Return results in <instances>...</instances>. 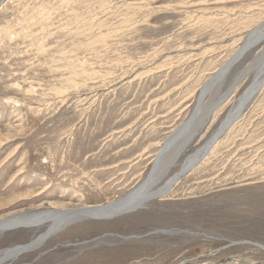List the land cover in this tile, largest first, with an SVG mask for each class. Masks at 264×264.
<instances>
[{"label":"rangeland","instance_id":"1","mask_svg":"<svg viewBox=\"0 0 264 264\" xmlns=\"http://www.w3.org/2000/svg\"><path fill=\"white\" fill-rule=\"evenodd\" d=\"M263 26L264 0H0V217L125 196ZM254 47L206 96L223 102L179 164L254 80ZM33 237L6 232L0 250ZM10 264H264V88L168 196L73 221Z\"/></svg>","mask_w":264,"mask_h":264},{"label":"bare ground","instance_id":"2","mask_svg":"<svg viewBox=\"0 0 264 264\" xmlns=\"http://www.w3.org/2000/svg\"><path fill=\"white\" fill-rule=\"evenodd\" d=\"M263 41L264 26L250 36L231 62H236V60L242 56V53L250 46L255 45L256 47ZM262 71L263 69L261 68L257 70L254 80L228 112L217 132L206 141L202 147L198 148L179 164L182 155L191 144L190 141L198 136L200 131L205 128L204 123L209 122L213 115L212 114L208 120L209 112L214 107L215 103L210 102V104L204 107V101L210 91H212L215 85L221 80L222 76L212 82L209 80L207 82L208 84L206 83L203 86L198 104L194 110L197 115V120L190 121L186 126L182 127L183 123L173 131L162 145V149L157 155L153 167L145 180L122 198L107 205L96 206L72 203H49V207L47 208L44 206L28 208L0 217V236L6 232L19 229L27 230L34 234L33 239L26 244L0 250V264H10L23 254L37 251L51 235L64 229L73 221L78 219H93L99 221L112 220L119 216L136 212L139 209L147 207L153 201L168 196V193L172 190L174 185L186 174L193 171L207 156V153L218 141L216 138L220 135L221 131H223L226 126L229 129L230 125L241 116L236 118L240 108L249 102L257 91ZM208 146H211V148L207 151ZM176 166H179V170L173 173Z\"/></svg>","mask_w":264,"mask_h":264},{"label":"water","instance_id":"3","mask_svg":"<svg viewBox=\"0 0 264 264\" xmlns=\"http://www.w3.org/2000/svg\"><path fill=\"white\" fill-rule=\"evenodd\" d=\"M255 45H252V46H250L249 48H247L243 53H242V56L240 57V58H238V60H236V62H234V63H230V64H227L224 68H222L220 71H218L217 72V74L210 80V82H212V81H214V80H216L218 77H220V76H222L221 77V79L229 72V70L244 56V54L247 52V51H249L251 48H253ZM263 57V56H262ZM261 69H263V71H262V74H261V80H260V83H259V86H258V88H257V91L255 92V94L252 96V98L249 100V102L259 93V91L261 90V89H263L264 88V62L262 63V66L260 67ZM208 84V83H207ZM223 102V100L222 101H219L218 103H216L215 105H214V107L211 109V111L209 112V115H208V120H209V118H210V116L213 114V112L215 111V109L221 104ZM249 102H247L244 106H242L241 108H240V110H239V112H238V114H237V116H236V118L238 117V116H240L242 113H243V111H244V109L246 108V106L248 105V103ZM235 118V119H236ZM194 120H197V115H196V112L195 111H193V113L190 115V117L187 119V121H185L184 122V124H183V126L182 127H184V126H186L190 121H194ZM207 120V121H208ZM234 121V120H233ZM205 125L207 124V122H205L204 123ZM204 125V126H205ZM227 126L224 128V130L223 131H221V133H220V135L219 136H217V138L216 139H219L226 131H227ZM195 139V138H194ZM193 140H191L190 141V143L192 142ZM216 141V140H215ZM211 148V146H208V148H207V151H208V149H210ZM165 151V150H164Z\"/></svg>","mask_w":264,"mask_h":264}]
</instances>
